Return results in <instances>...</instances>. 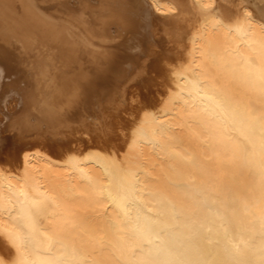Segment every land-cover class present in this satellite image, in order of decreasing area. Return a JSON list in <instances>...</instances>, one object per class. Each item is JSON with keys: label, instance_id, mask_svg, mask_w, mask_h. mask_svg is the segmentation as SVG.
Wrapping results in <instances>:
<instances>
[{"label": "bare ground", "instance_id": "1", "mask_svg": "<svg viewBox=\"0 0 264 264\" xmlns=\"http://www.w3.org/2000/svg\"><path fill=\"white\" fill-rule=\"evenodd\" d=\"M152 65L119 147L32 140L0 166V264H264V0H0L22 135Z\"/></svg>", "mask_w": 264, "mask_h": 264}, {"label": "rangeland", "instance_id": "2", "mask_svg": "<svg viewBox=\"0 0 264 264\" xmlns=\"http://www.w3.org/2000/svg\"><path fill=\"white\" fill-rule=\"evenodd\" d=\"M71 7H73L74 11L75 12H79L80 9L79 8V5L75 2L74 4L71 5ZM151 69V70H150ZM147 71V72H146ZM146 74L143 73L139 76L136 77V79L134 80L133 79H129V80H126V84H122L123 87L121 88L120 90V93L117 94V97L113 94L112 97L113 99H111L112 97H107L105 96V100L107 102H105V100H103L104 102H102V99L99 100L101 97L103 96H100V97H96L95 96L93 97V99L89 98V102L90 104L95 102L94 99H96V101H101L102 102V105L103 107H106L105 109L103 108H100L98 106V109H97V106H94L93 104L91 106H89L90 104H87L88 105V111L89 114H86L85 111H83V109H81V114L83 112V115L80 114L81 117H79L78 119H71L72 121L69 120V122H65V126L62 125V126H52V129L50 128L51 126L49 125H41V127H37L36 130H38L39 132H41L42 134V131L41 130L42 128H46V131L44 130L42 135L44 136H41L38 138V135L40 134L39 132L36 133L35 135V131L29 134L26 133L25 135L27 136V134L30 136H27V138H25L26 136L25 135H22L20 132L21 129L20 126L18 127V123L15 124V118H17V115H18V111L19 109H21L20 107L18 108L17 106V102L14 103V101L16 100L14 98V101H12L13 99L12 98H7V102L5 103V107L1 104H0V166L2 165H5V166H8L9 167V160L12 158V153L13 151L21 146V145H24L26 144L28 141H32L34 140V142H41V144L43 143V148L45 150H47L48 152H52V153H62V152H65L70 148H79L80 146H82V144H84V142H87L91 139V142L93 143H97L99 145H105V146H110V147H119L120 144L122 143L123 141V136L125 134V131L121 132L122 130H126V126L127 124L129 123V121H131L133 119L132 115L134 116V114L137 112L138 110V107L144 105V103H148L150 101H153L158 93L157 91L160 90V81H161V78H160V72H159V69H157V67L155 65H152L150 67L147 68L146 70ZM154 73V74H153ZM144 78V79H143ZM159 79V80H158ZM131 80V81H130ZM138 80V81H137ZM142 80V81H141ZM132 82V83H131ZM143 82V83H142ZM128 84V85H127ZM127 86V87H126ZM133 87V88H132ZM125 88V89H124ZM137 91V92H136ZM156 92V93H155ZM124 93V94H122ZM122 96V97H121ZM126 96V97H125ZM10 99V100H9ZM94 100V101H93ZM109 100L111 101L109 102ZM114 100V102H113ZM115 100H117V102H115ZM92 101V102H91ZM132 101V102H131ZM136 101V102H135ZM97 102V103H98ZM99 102V103H101ZM130 102V103H129ZM10 103V104H9ZM106 103V104H105ZM110 103V105H109ZM117 103V104H116ZM3 104V103H2ZM113 104V105H112ZM115 104L117 106H115ZM108 105V106H107ZM13 106V107H11ZM16 106V107H15ZM7 107V109H5ZM91 107V110H89ZM96 107V109L94 108ZM14 108V109H13ZM18 108V109H17ZM9 109V110H8ZM118 109V110H117ZM14 110H16L14 112ZM94 110V112H93ZM107 110V111H106ZM114 110V111H113ZM92 111V112H91ZM99 111V112H98ZM135 111V112H134ZM106 112V113H105ZM109 113V114H108ZM111 113V114H110ZM6 114V115H5ZM9 114V115H8ZM86 114V117L84 118L83 116H85ZM100 114V115H99ZM107 114V115H106ZM115 114V115H113ZM132 114V115H131ZM5 115V116H3ZM91 115V117L89 116ZM104 115V116H103ZM10 118H9V117ZM14 116V117H13ZM87 116L89 118H87ZM106 116V117H105ZM102 118V119H101ZM132 118V119H131ZM3 121H2V120ZM81 121H80V120ZM14 120V121H13ZM92 120V121H91ZM95 120V122L93 121ZM9 121V122H8ZM13 121V122H12ZM99 121V122H98ZM6 122V124H5ZM8 122V123H7ZM78 122V123H77ZM94 122V123H93ZM123 122V123H122ZM69 123V124H68ZM72 123V124H71ZM75 123V124H74ZM83 123V124H82ZM93 123V124H92ZM8 124V125H7ZM13 124V125H11ZM97 124V125H96ZM33 125V124H32ZM74 125V126H73ZM88 125V126H87ZM14 126L15 129H13L12 127ZM17 126V127H16ZM71 126V127H70ZM77 126V127H76ZM91 126V127H90ZM106 126V127H105ZM11 127V128H10ZM57 127V128H56ZM59 127V128H58ZM75 127V128H74ZM93 127V128H92ZM125 127V128H124ZM6 128V129H5ZM50 128V129H49ZM54 128V129H53ZM69 128V129H68ZM78 130H77V129ZM89 128V129H87ZM106 128V129H105ZM5 129V132L6 133H3ZM12 129V130H11ZM49 129V130H48ZM64 129V130H63ZM71 129V130H70ZM75 129V130H74ZM11 130V131H10ZM18 130L19 132L17 133ZM56 130V131H55ZM59 130V131H58ZM68 130V131H67ZM117 130V131H116ZM50 131H52L53 133H49ZM70 131V132H69ZM92 131V132H91ZM17 136H15L16 134ZM37 132V131H36ZM67 134H66V133ZM78 132V133H77ZM82 132V133H81ZM94 132V133H93ZM13 134V137L11 136ZM55 133V134H54ZM57 133V135H56ZM62 133H64V135H62ZM73 133V134H71ZM76 133V134H75ZM85 133H86V136L88 137H85ZM90 133V134H89ZM92 133V134H91ZM114 133V134H113ZM123 133V134H122ZM19 134V135H18ZM21 134V135H20ZM49 136H47V135ZM59 134H61L59 136ZM70 134V135H69ZM36 137H34V136ZM95 135V136H94ZM25 136V137H23ZM80 136V137H78ZM111 136V137H110ZM17 137V139H16ZM20 137V138H19ZM24 139H23V138ZM60 137V138H59ZM72 137V138H71ZM75 139H74V138ZM48 138V139H47ZM51 138V141L49 140ZM57 140H55V139ZM59 138V139H58ZM68 138V139H67ZM86 138V139H85ZM36 139V140H35ZM54 139V140H53ZM67 139V140H66ZM79 139V140H78ZM89 139V140H88ZM97 139V140H96ZM59 140V141H58ZM61 140V141H60ZM86 140V141H85ZM99 140V141H98ZM121 140V141H120ZM81 141V142H80ZM33 142V141H32ZM77 142V143H76ZM90 142V141H89ZM17 143V144H16ZM82 143V144H81ZM112 143V144H111ZM80 144V145H78ZM76 145V146H75ZM78 145V146H77ZM49 146V147H48ZM74 146V147H72ZM65 148V149H64ZM8 158V159H7ZM10 158V159H9ZM4 159H7V162L5 163ZM1 162H4V163H1ZM8 163V165H7ZM4 166V167H5Z\"/></svg>", "mask_w": 264, "mask_h": 264}]
</instances>
